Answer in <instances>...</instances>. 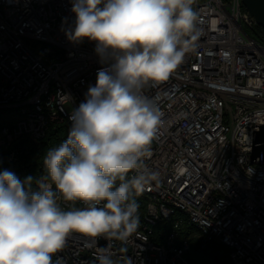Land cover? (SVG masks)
<instances>
[{
    "label": "built area",
    "instance_id": "obj_1",
    "mask_svg": "<svg viewBox=\"0 0 264 264\" xmlns=\"http://www.w3.org/2000/svg\"><path fill=\"white\" fill-rule=\"evenodd\" d=\"M194 7L199 39L167 81L144 89L163 113L145 160L160 182L135 195L140 226L110 251L132 264H193L197 239L200 250L226 247L225 259L216 257L227 264H264V155L251 161L264 125V42L242 0H196ZM71 9V0H0V109L19 113L1 130L0 147L22 136L39 143L54 125L65 124L68 135L72 109L95 86L104 65L95 42L68 38ZM108 244L74 234L53 264H98Z\"/></svg>",
    "mask_w": 264,
    "mask_h": 264
},
{
    "label": "clouds",
    "instance_id": "obj_2",
    "mask_svg": "<svg viewBox=\"0 0 264 264\" xmlns=\"http://www.w3.org/2000/svg\"><path fill=\"white\" fill-rule=\"evenodd\" d=\"M71 2L68 38L95 42L104 67L72 109L67 139L43 153L40 175L0 170V264H53L74 234L109 241L98 264H132L110 249L140 226L135 195L160 182L145 160L163 113L144 89L167 81L201 35L196 0Z\"/></svg>",
    "mask_w": 264,
    "mask_h": 264
},
{
    "label": "trees",
    "instance_id": "obj_3",
    "mask_svg": "<svg viewBox=\"0 0 264 264\" xmlns=\"http://www.w3.org/2000/svg\"><path fill=\"white\" fill-rule=\"evenodd\" d=\"M254 36L264 42V29L258 25L253 29ZM19 119L16 108L0 109V132L6 126H13ZM67 126L65 124L54 125L50 128L47 136L39 143L31 141L27 136H22L15 140L10 147H0V170L9 169L21 180L28 175H40L43 171V153L50 147H56L66 140ZM14 151L17 161L8 163L10 153ZM185 234L193 231V226L188 222L184 225ZM223 247L221 244L213 242L208 244L204 250L199 248V240H193L190 260L193 264H216L213 257L212 246ZM221 259L224 257L217 256Z\"/></svg>",
    "mask_w": 264,
    "mask_h": 264
},
{
    "label": "water",
    "instance_id": "obj_4",
    "mask_svg": "<svg viewBox=\"0 0 264 264\" xmlns=\"http://www.w3.org/2000/svg\"><path fill=\"white\" fill-rule=\"evenodd\" d=\"M244 7L254 17L256 24L264 29V0H242ZM264 155V125L255 133L251 161ZM216 264H227L225 260L214 257Z\"/></svg>",
    "mask_w": 264,
    "mask_h": 264
},
{
    "label": "rangeland",
    "instance_id": "obj_5",
    "mask_svg": "<svg viewBox=\"0 0 264 264\" xmlns=\"http://www.w3.org/2000/svg\"><path fill=\"white\" fill-rule=\"evenodd\" d=\"M15 159H13V160H10V156L8 157V163H14V162H16L17 161V156L15 155ZM213 250H214V252H213V257H216V256H220V257H223V253H224V251H226L227 250V248L226 247H216L215 245L214 246H212L211 247Z\"/></svg>",
    "mask_w": 264,
    "mask_h": 264
}]
</instances>
